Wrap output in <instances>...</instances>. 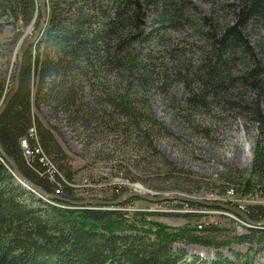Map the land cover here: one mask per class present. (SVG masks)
Returning a JSON list of instances; mask_svg holds the SVG:
<instances>
[{
	"label": "trees",
	"instance_id": "trees-1",
	"mask_svg": "<svg viewBox=\"0 0 264 264\" xmlns=\"http://www.w3.org/2000/svg\"><path fill=\"white\" fill-rule=\"evenodd\" d=\"M202 1L208 4V13L192 0L45 2L43 30L23 53L18 88L0 114V146L28 180L60 198L43 200L26 188L0 154V264H259L258 257L264 251L261 227L240 223L241 231L225 235L216 224L197 228L186 222L173 226L151 218L163 215L160 212L128 210L123 204L83 207L68 203L84 199L68 185L75 170L56 134L33 112L36 101L63 110L70 122L83 127L103 121L112 130L136 135L141 132L142 144L158 155L153 130L172 134L150 111L143 95L151 88L162 87L157 80L162 75L165 80L171 77L183 84L177 106L187 119L198 110L209 116L236 111L256 122L261 136L264 0ZM145 8L153 15L149 32L143 30ZM40 15L37 0H0V26L11 23L12 18L22 28L33 25L34 31ZM184 27L199 36V55L175 68L160 60L159 50L141 54L132 47L137 41L160 42L164 35L160 31ZM162 51L168 58V52L182 54L183 50L177 44L170 48L165 43ZM14 74L15 69L12 82ZM3 88L4 82L0 94ZM31 127L36 139L31 136ZM21 138H26L33 151L30 159L19 144ZM35 144L55 170L49 162L45 165L39 160ZM157 166L169 177L192 181L182 174L187 170L164 157ZM218 179L224 181V191L245 197L259 193L264 198V148L260 140L248 170L225 168ZM127 191L116 187L118 193L111 196L116 198ZM131 200L144 199L134 197L123 203ZM172 202L178 201L161 203ZM180 203L190 208L223 210L196 201ZM243 211L252 221L264 219V204L248 205ZM200 215L196 211L184 214L190 219ZM233 245H245L246 250H233ZM189 246L210 249L211 257L189 253Z\"/></svg>",
	"mask_w": 264,
	"mask_h": 264
},
{
	"label": "rangeland",
	"instance_id": "rangeland-1",
	"mask_svg": "<svg viewBox=\"0 0 264 264\" xmlns=\"http://www.w3.org/2000/svg\"><path fill=\"white\" fill-rule=\"evenodd\" d=\"M192 1L198 9L208 13L207 3L202 0ZM45 2L47 0H42L43 6ZM142 20L144 32H149L154 23L149 9L145 8ZM9 22L11 23L0 26V84L4 82L0 105L4 94L13 84L11 79L17 61L18 47L32 35L34 28L33 25L22 28L19 23H14L12 18ZM160 34H164L160 42L154 39L137 41L132 47L141 54L159 50L162 54L160 60L169 62V68H175L187 59L195 60L199 55V36L193 29L184 27L178 31H160ZM165 43H168L170 48L177 44L179 49L183 50L182 54L168 52L169 56L166 58V52L162 51ZM157 77L158 84L163 87L162 91L161 88H151L143 97L157 120L165 124L172 134L153 130L152 140L158 155H153L155 153L152 154L145 148L139 138L142 135L139 131L137 132L140 134L136 135L123 133L120 129L112 130L110 124L103 121L99 125L92 123L83 127L79 123L70 122L64 111L59 108L54 110L44 103L36 101L33 103L34 114L45 126L53 130L69 156L70 164L75 170L73 180L68 184L73 188V193L84 199L107 197L105 200H111L127 193H121L113 198L111 195L114 192L118 193L116 187H120L150 195L182 194L186 198L207 202L215 199L226 203L232 201L233 204H229L240 209L252 204H264V198L259 193L245 197L240 193L224 191L225 183L218 179V174L225 168L236 167L243 170L250 168L258 140L264 148V128L260 136L256 122L236 111L209 116L198 110L187 119L184 111L177 106V101L183 96V84L171 77L167 80L163 79L162 75ZM40 155L42 156L40 161L45 165L49 162L55 169V165L44 153ZM162 157L182 170H187L182 174L192 181H183L175 176L169 177L170 174L157 166L160 165ZM33 192L39 197L42 196ZM41 198L47 200L44 196ZM132 198L134 197L125 198L119 204H123L128 210L160 212L163 215L151 218L173 226H180L186 222L196 224L197 228L199 224L202 226L216 224L221 233L228 235L241 231L240 223L247 224L231 212L201 207L190 208L181 204L180 202H184L181 200L171 204L161 203L162 200L151 202L145 199L123 203ZM193 211L201 214L199 218L190 219L191 217L184 216ZM231 249L246 250V246L233 245ZM187 250L189 253H198L207 258L212 254V250L198 246H189ZM223 252L229 255L227 250ZM258 263L264 264V251L258 257Z\"/></svg>",
	"mask_w": 264,
	"mask_h": 264
},
{
	"label": "water",
	"instance_id": "water-1",
	"mask_svg": "<svg viewBox=\"0 0 264 264\" xmlns=\"http://www.w3.org/2000/svg\"><path fill=\"white\" fill-rule=\"evenodd\" d=\"M37 4L41 10V15L39 18L38 25H37L36 29L33 31L32 35L30 37H28L27 39H25L18 47L17 64H16V68H15L14 83L11 87L10 92L5 97L4 101L2 102V104L0 106V114L3 112L6 105L8 104L10 99L13 97V95L15 94V92L18 88V76H19V70H20V66H21L23 53L25 52V50L27 49L28 46L34 44L37 41L39 35L41 34V32L43 30L44 21L46 18V9L44 8V6L42 4V0H37ZM0 152H1V155L4 157V159H6V161L9 163L10 167L13 170V173L19 179V181H23L26 185L30 186L29 189L32 191H35V192H37L41 195H44L46 197L55 198L54 195L45 192L40 187H38L36 184H34L30 180H28L19 171L15 162L3 152L1 147H0ZM124 197H139V198L147 199L148 201H151V202H158L161 200L196 201V202L202 203L205 206H213V205L218 206L225 211L233 213V215L236 218L244 220L245 223H247L250 226L264 228V219H262L260 221H252L247 217V215L245 214V212L242 209H240L234 205H231V204L226 203V202H215V201L207 202V201H201V200H197V199H190V198L184 197V195H182V194L150 195V194H147L144 192H139V191L133 189L128 194H126L124 196H120L119 198H117L115 200L104 201V200H98V199H83V200H67V202L70 203L71 205H79V206H82L85 204L97 205V206H112V205L119 204L123 200Z\"/></svg>",
	"mask_w": 264,
	"mask_h": 264
},
{
	"label": "bare ground",
	"instance_id": "bare-ground-1",
	"mask_svg": "<svg viewBox=\"0 0 264 264\" xmlns=\"http://www.w3.org/2000/svg\"><path fill=\"white\" fill-rule=\"evenodd\" d=\"M14 76H15V74H14ZM18 78H19V76H18ZM13 83H14V81H13ZM1 106V105H0ZM29 131L31 132V136L33 137V138H35L36 139V133H35V130H34V127H31L30 129H29ZM19 144H20V146H21V148L23 149V151H24V155H25V157L27 158V159H30V158H32V154H33V151L28 147V143H27V140H26V138H21L20 140H19ZM36 145V144H35ZM1 147V146H0ZM2 149V148H1ZM3 150V149H2ZM34 151L36 152V153H42V151H41V149H40V147H39V145L37 144L36 146H34ZM4 152V151H3ZM5 153V152H4ZM0 154H1V152H0ZM7 155V154H6ZM42 155H43V153H42ZM8 157H10L9 155H7ZM3 157V156H2ZM42 156H40L39 157V160H41L42 158H41ZM4 158V157H3ZM12 160H13V158L12 157H10ZM6 160V159H5ZM14 161V160H13ZM42 162V161H41ZM9 164V163H8ZM16 164V163H15ZM55 170V169H54ZM49 177L51 178V176L49 175ZM18 179V178H17ZM18 181H19V179H18ZM20 183H22L26 188H30V187H27L28 185H26L23 181H19ZM30 190V189H29ZM32 191V190H31ZM131 190H128L127 191V193H125V194H123V196L124 195H126V194H128L129 192H130ZM49 194H51V193H49ZM41 195V194H40ZM52 195H54V194H52ZM44 195H42L41 197H43ZM55 196V198H60V197H58V196H56V195H54ZM44 197H46V196H44ZM46 198H50V197H46ZM54 198V199H55ZM125 198H129V197H124L123 199H125ZM90 199H98V200H104V201H107V200H105V199H102V198H90ZM141 199H143V198H141ZM83 200V199H82ZM111 200H115V199H111ZM145 200H147V199H145ZM117 205V204H116ZM83 207H95L94 205H87V204H85V205H82ZM97 206V205H96Z\"/></svg>",
	"mask_w": 264,
	"mask_h": 264
},
{
	"label": "built area",
	"instance_id": "built-area-1",
	"mask_svg": "<svg viewBox=\"0 0 264 264\" xmlns=\"http://www.w3.org/2000/svg\"><path fill=\"white\" fill-rule=\"evenodd\" d=\"M229 192H230V191H229ZM229 200H230V199H229ZM241 209L243 210V208H241ZM198 226H199V228H201V227H202V225H201V224H199Z\"/></svg>",
	"mask_w": 264,
	"mask_h": 264
}]
</instances>
